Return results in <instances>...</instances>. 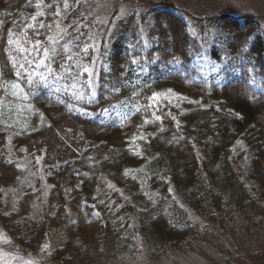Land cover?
<instances>
[{"label": "trees", "instance_id": "trees-1", "mask_svg": "<svg viewBox=\"0 0 264 264\" xmlns=\"http://www.w3.org/2000/svg\"><path fill=\"white\" fill-rule=\"evenodd\" d=\"M38 3L0 0V230L26 248H36L57 232L52 258L59 264H85L73 234L76 221L83 235H106L118 256L114 263L130 262L136 250L134 236L139 235L146 257L160 264L177 253L197 251L218 231L224 233L227 223L237 217L251 228L264 229L263 16H210V35L203 45L183 16L168 5L139 11V15L131 11L115 22L105 40L101 54L107 49L103 59L110 71L100 64L96 102L81 103L80 109L69 111L71 97L57 92L63 82L51 77L45 82L34 75V82L28 83L16 77L8 58L9 30L29 49L12 54L31 71L40 59L32 50L35 41L47 46V37H56V22L67 27L72 18L67 12L62 18L53 16L54 5L37 8ZM52 3L44 0V4ZM39 11L45 15L35 23L43 21L51 29H26L34 23L31 15ZM73 13L80 31L87 33L83 16ZM245 37H249L246 45ZM144 39L149 47L141 51ZM130 45H135V51ZM93 55L89 52L87 59ZM130 55L148 59L132 65ZM61 62L57 57L52 67L59 71ZM121 73H126L125 86L109 96L106 88L121 86ZM17 82L28 93L23 100L12 97L11 84ZM168 89L173 90L168 93L171 103L162 96L157 101L159 110L140 108L149 103L153 92ZM58 97L65 103H59ZM125 99L140 108L133 109L127 120L121 122L114 111L111 115L101 111ZM3 101L9 102L8 107ZM6 109L10 118L5 117ZM154 111L162 121H155ZM27 166H43L49 186L46 203L51 209L66 214L67 206L74 211L77 205L78 215L66 214L65 220L57 222L60 226L47 218L39 222L28 218V190L15 205L6 207V191L25 177ZM140 166L148 172L149 196L144 191L147 183L133 174ZM88 225L93 227L90 232ZM224 261L244 264L234 256ZM253 264H264V252L254 256Z\"/></svg>", "mask_w": 264, "mask_h": 264}, {"label": "rangeland", "instance_id": "rangeland-1", "mask_svg": "<svg viewBox=\"0 0 264 264\" xmlns=\"http://www.w3.org/2000/svg\"><path fill=\"white\" fill-rule=\"evenodd\" d=\"M68 3L70 8L65 10L62 2H60L61 13L67 12L72 16L71 19H68L66 26L76 19L73 18L74 13H71L77 11L79 15L83 16L81 23H87L89 28L97 34L100 53L104 48L105 40L109 37L108 33L112 31L115 22L119 20L117 16L121 7H124L128 14L131 11L139 12L157 6L168 5L183 16L203 45L207 43L210 35L208 28L210 27V16L230 13L237 17L255 14L264 18V0H80L79 5H76L75 0H68ZM60 17L62 18L63 15ZM62 27H65V25ZM95 55L94 53L93 57ZM99 66L100 63H97V71ZM11 91L13 93V89ZM12 97H18L20 100L24 99L23 93H18ZM3 102L8 107L9 102ZM2 106L3 104L0 103V122L3 117ZM203 107H208V105H203ZM10 116L8 109H6L5 117L10 118ZM25 169L27 171L25 177L21 181L13 183L12 187L6 191L3 201L6 207L12 204L15 205L20 195L26 194L25 191L28 190L31 204V214L28 218L31 217L37 222L47 218L54 225H59L57 222L61 219L62 221L65 220L66 214L73 213L72 215H78L77 205L74 207V211H71V207L67 206L65 214L64 212L60 213L55 209H51L49 204L46 203L49 186L46 184V172L43 166L37 168L27 166ZM133 174L142 178V182L147 183L144 186L147 196L152 194L149 193V185L151 184L148 183L147 169L144 166H140L133 170ZM251 188V184H249V189ZM174 200L176 199L174 198ZM88 226V232L93 230L92 225ZM72 228L75 242L81 246L85 264H116L113 260L118 256H115V248H111L112 245L106 235H83L77 229L76 221L72 224ZM56 233L47 235L36 248H26L15 243L6 231L0 230V234H3L0 237V264H59L52 258V251L56 247V241L54 240L57 237ZM217 233L209 241H206L204 245H199L197 251L186 254L177 253L174 259H163L160 264H215L217 262L224 264L225 257L231 258L232 256L240 258L244 264H253L254 256L264 252V229L251 228L240 217L228 222L224 233H222V230ZM134 242L136 250L131 253L130 262L125 264H154L145 255L146 251L144 250L142 238L139 235L134 236ZM45 244H48L49 247L46 250H42Z\"/></svg>", "mask_w": 264, "mask_h": 264}, {"label": "snow or ice", "instance_id": "snow-or-ice-1", "mask_svg": "<svg viewBox=\"0 0 264 264\" xmlns=\"http://www.w3.org/2000/svg\"><path fill=\"white\" fill-rule=\"evenodd\" d=\"M75 2L76 5H79L80 0H75ZM29 3H31V0H29ZM62 4L63 9L67 10L70 8L68 0H62ZM53 5L55 6L53 16H61V5L60 3H57V0H53L52 4H44V0H39V3L36 5V7L51 8L53 7ZM43 15H45L43 11H39L36 14L31 15L30 19L34 23L27 24L26 29H36L37 27H47L51 29L52 25H46L43 21H39L38 24L35 23L37 21V17ZM126 15L127 10L124 7H121L117 19H123ZM137 15H139V12H137ZM80 27L81 25L76 21H73V24H69L67 27H61L60 23L56 22V28L58 30L56 37L48 36L47 39L50 43L47 46H44L43 42L37 39L35 41V44L32 46V50L35 51L38 56H40V59L34 61L35 67L32 68L31 71H29L25 67L24 63L19 62V58L17 55L12 54L13 51L18 54L27 53L29 52V49L21 45L19 37L14 38L16 34L11 30H9L7 38V45L10 46L8 50V58L13 68L15 69L16 77H22L28 83L34 82V75L39 76L41 80L45 82L48 80L49 77H51L57 82H63L62 88L57 89V92L59 93L63 91L67 96L71 97L72 103L67 104L69 111H76L80 109L81 103L92 104L96 102V97L98 95L96 89V84L98 81V71L96 67L97 63H100L106 71H110V68L107 64H105L103 59V56L107 55V49L105 50L104 54L100 53L99 40L97 39V34L89 28V25L87 23L83 24L84 28L89 29L87 33L81 32ZM69 28H72L73 31L69 32ZM141 32H143V29H141ZM108 34L110 35V32ZM39 35V31H35V36L38 37ZM248 39L249 37H245L242 43L246 45L248 43ZM61 41L64 42L61 43ZM148 47V41L144 39L142 41L141 51ZM130 48L135 51V45H130ZM90 51L94 52L96 55L91 59H87ZM57 57H59L62 61L59 65V71L52 67V64L56 61ZM155 58L159 59L158 53L156 54ZM147 59L148 57L142 55H130V63L132 65H142L143 60ZM228 59L230 60L231 57H228ZM173 60L178 61V58L173 56ZM26 63L31 64L33 62L26 61ZM39 69H43V71H40ZM145 70L146 69L142 66L141 71L143 72ZM45 73H47V75H45ZM2 76L3 68L2 66H0V79H2ZM125 76L126 73H121V78L118 82L121 86H117V84H112L111 86L106 88V91L109 96L121 92L122 86H125ZM252 82L255 83L254 78ZM3 87L7 89L8 84L4 83ZM11 87L13 89V95L23 93L24 97L27 98L28 93L24 92L20 83H12ZM172 91V89H168L165 93L153 92V94L147 98L149 103L141 105L140 108H144L145 110H147L156 107V109L159 110L157 101H160V98L163 96V98L166 99L168 103H171V97L168 96V93H171ZM58 102L65 103V100L58 97ZM176 106L179 107V104H177ZM122 108L127 109V111H121ZM140 108H137L135 104H130L129 100L125 99L123 101H120L118 104L109 105V107L104 108L101 111L108 115H111V113L114 111L116 113V118L123 122L129 118L133 109L139 111ZM83 112L84 114H88L87 109H83ZM168 115L171 116L170 111ZM153 116L155 118V121H162V117L160 115H156L155 111L153 112ZM173 119H175V117H173ZM149 122L153 121H145V123ZM177 126H179V122H177ZM109 187H111V185H109ZM169 191H171V189H169ZM2 235L3 234H0V237H2ZM5 242H7V240H5ZM48 247L49 245L45 244L42 250H46Z\"/></svg>", "mask_w": 264, "mask_h": 264}]
</instances>
